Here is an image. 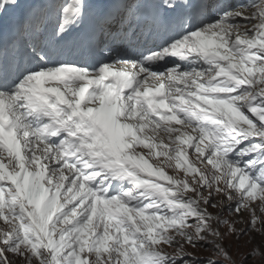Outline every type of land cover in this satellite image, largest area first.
<instances>
[{"label":"snow or ice","instance_id":"snow-or-ice-1","mask_svg":"<svg viewBox=\"0 0 264 264\" xmlns=\"http://www.w3.org/2000/svg\"><path fill=\"white\" fill-rule=\"evenodd\" d=\"M256 260L264 0H0V264Z\"/></svg>","mask_w":264,"mask_h":264},{"label":"rangeland","instance_id":"rangeland-1","mask_svg":"<svg viewBox=\"0 0 264 264\" xmlns=\"http://www.w3.org/2000/svg\"><path fill=\"white\" fill-rule=\"evenodd\" d=\"M256 242H257V243L260 242V237H259V236L256 237ZM243 251H245V252L248 251V248H244ZM233 254H234V257H235V258L239 259V257H236V256H235V250H234ZM249 264H260V262H259V260H256V261H249Z\"/></svg>","mask_w":264,"mask_h":264}]
</instances>
